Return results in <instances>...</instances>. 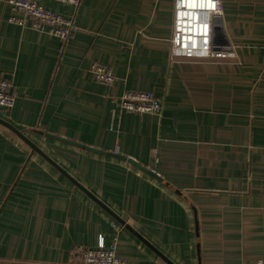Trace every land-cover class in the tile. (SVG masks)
Returning a JSON list of instances; mask_svg holds the SVG:
<instances>
[{
  "label": "crops",
  "instance_id": "0c3cea01",
  "mask_svg": "<svg viewBox=\"0 0 264 264\" xmlns=\"http://www.w3.org/2000/svg\"><path fill=\"white\" fill-rule=\"evenodd\" d=\"M41 3L74 20L67 40L0 0V119L43 153L0 122V264H71L100 235L129 264L264 258V0ZM126 90L162 114L122 111Z\"/></svg>",
  "mask_w": 264,
  "mask_h": 264
},
{
  "label": "built area",
  "instance_id": "2783aa9c",
  "mask_svg": "<svg viewBox=\"0 0 264 264\" xmlns=\"http://www.w3.org/2000/svg\"><path fill=\"white\" fill-rule=\"evenodd\" d=\"M66 5L78 7L82 0H52ZM11 7L9 22L28 27L49 35L67 40L76 29L72 18L54 11L41 3V0H6ZM91 71L97 81L112 85L116 76L111 67L100 61H95ZM13 81L0 78V108L11 110L15 105L12 93ZM119 109L135 114L161 115L164 108L163 100L150 90H126L115 99ZM71 264H129V261L118 254L117 238L106 239L100 235L94 247H78L72 251ZM256 264H264V258H259Z\"/></svg>",
  "mask_w": 264,
  "mask_h": 264
},
{
  "label": "water",
  "instance_id": "95a60500",
  "mask_svg": "<svg viewBox=\"0 0 264 264\" xmlns=\"http://www.w3.org/2000/svg\"><path fill=\"white\" fill-rule=\"evenodd\" d=\"M0 122L3 123V124H5V125H7V126H8L9 128H11L12 130H14V131H15L20 137H22L23 139H25L26 142H27L28 144H30L31 147H32L33 149L38 150L39 152H41V151L37 148L36 145H34V144H33L32 142H30L26 137H24V135H22V134H21L17 129H15L11 124L7 123L6 121H4V120H2V119H0ZM56 138H59V139L64 140V141H66V142L73 143V144H75V145H78V146L83 147V148H85V149H88V150H90V151H94V152L101 153V154H107V155H112V156L120 157V158H123V159H127L129 162H131V163H133V164L139 166V165L137 164V162L134 161L132 158H129V157L123 156V155H121V154H115V153H112V152L102 151V150H100V149L93 148V147H90V146H87V145H83V144H80V143H76V142H73V141H69V140H66V139H62V138H60V137H56ZM41 153H42V152H41ZM42 154H43V153H42ZM48 159H49V158H48ZM49 160H50V159H49ZM52 162H53V161H52ZM140 168H142V170H144V171L150 173L151 175H154V176L158 177V175H157L155 172H153L152 170H149V169H147V168H145V167H140Z\"/></svg>",
  "mask_w": 264,
  "mask_h": 264
}]
</instances>
